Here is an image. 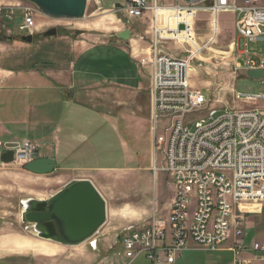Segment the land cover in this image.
<instances>
[{
	"label": "rangeland",
	"instance_id": "rangeland-1",
	"mask_svg": "<svg viewBox=\"0 0 264 264\" xmlns=\"http://www.w3.org/2000/svg\"><path fill=\"white\" fill-rule=\"evenodd\" d=\"M10 1L13 3L10 7L17 9L12 13L5 10L0 16V35L3 36L0 41L22 47L18 53L10 49L6 55L14 53L19 63L15 67L34 70L40 76L15 88L9 84L4 90L0 118L17 121L19 126L13 128V138L2 139L0 155L8 150L15 152L21 144L30 142L36 148L32 161L57 157L59 167L50 175L39 176L25 171L24 165L29 162L4 164L0 160L2 264H64L68 263L67 257L81 251L84 264H112L116 259L117 264H123V248L117 238L129 228L149 223L156 215L167 217L175 194L172 178L161 170L155 172V159L157 168H162L164 155L162 152L155 155L153 149L156 123L150 70L139 64L144 55L133 53L130 58L128 51L116 46L147 41V24L126 16L123 11L126 0H88L83 19H54L36 8L33 29L22 31L19 26L24 23L25 13L21 9L28 4ZM112 2L121 4L120 8ZM259 3L264 6V0ZM235 20L233 13L219 16L214 42H209L214 29L212 15L200 13L194 20L195 43L203 50L194 61L190 81L210 103L189 115L188 122L201 119L212 122L208 116L212 108L217 109L215 118L228 110L264 109V101L249 102L235 97L236 92L250 96L264 94V79L253 80L245 70L237 68L239 61L245 66L247 57L241 52L247 50L251 60L260 65L264 61V43L239 38ZM52 29L57 30V35L45 37ZM125 30L132 33L129 41L116 36ZM27 36H33L32 43L21 40ZM164 47L177 56L184 53L173 41ZM4 62L14 67V61ZM49 68L68 71V76L74 74L77 89L76 95L73 90V101L64 98L69 99L65 92L64 96L60 95L55 83L42 78V72ZM33 120L40 124L49 120L50 130L31 131L29 123ZM166 124L165 120L157 122L159 133ZM57 127L64 135L71 130L76 132L78 154L58 155L49 140L41 139L43 134ZM189 128L195 131V123ZM74 180L91 181L106 200L108 214L106 224L93 239L78 247H67L40 238L33 224L23 222L22 213L26 201L49 199ZM241 209L251 212L245 217L242 241L247 250L242 257L254 264L255 257L264 256L253 250L254 243L263 237V216L254 214L260 212L261 207L242 205ZM15 241L19 242L18 248H10L8 243ZM234 241L230 239L218 252L192 244L177 257L175 264H234L231 250ZM26 242L41 246L27 248ZM48 248L55 252L43 254ZM133 264L150 262L141 258Z\"/></svg>",
	"mask_w": 264,
	"mask_h": 264
},
{
	"label": "built area",
	"instance_id": "built-area-1",
	"mask_svg": "<svg viewBox=\"0 0 264 264\" xmlns=\"http://www.w3.org/2000/svg\"><path fill=\"white\" fill-rule=\"evenodd\" d=\"M259 1L180 0L173 7H163L158 0L151 3L127 0L123 6L128 18L149 22L147 33L151 44L139 64L150 70L156 123L153 149L155 155L157 152L164 155L162 168H157L155 159V172L167 173L175 190L167 217L156 215L149 223L129 228L121 236L125 264L141 258L152 264H175L177 257L192 244L218 252L232 238L234 264H252V260L242 257L247 250L242 241L245 217L251 214L242 210V205L261 207L254 214L263 216V237L254 243L253 250L264 254V109L228 110L215 118L217 109L212 108L208 111L212 122L205 119L188 122L189 115L206 108L210 101L190 81V71L203 47L195 46L194 38H180V34L194 29V20L200 13H210L214 29L209 42H214L219 16L233 13L239 38L264 43V6ZM14 8L0 7V16L5 10L12 13L17 9ZM21 10L25 19L19 28L33 29L36 7L28 4ZM165 13L170 14L163 26ZM171 41L178 44L182 55L165 49L164 45ZM241 54L247 61L244 67L238 62L239 70H264V61L257 65L248 50ZM181 82H189L190 91L181 90ZM235 97L249 102L264 101V94L250 96L236 92ZM161 120L167 124L159 133L157 122ZM193 123L195 131L189 128ZM35 151L32 143L24 142L15 151V161L31 162ZM256 261H264V256L255 257Z\"/></svg>",
	"mask_w": 264,
	"mask_h": 264
},
{
	"label": "water",
	"instance_id": "water-1",
	"mask_svg": "<svg viewBox=\"0 0 264 264\" xmlns=\"http://www.w3.org/2000/svg\"><path fill=\"white\" fill-rule=\"evenodd\" d=\"M34 5L44 15L54 19L85 17L88 0H16ZM119 8L120 5H117ZM57 35L52 29L45 37ZM123 41L131 39V31L117 33ZM3 36L0 35V40ZM23 42L32 43L33 36L22 37ZM247 76L253 80L264 79V70L251 69ZM73 96V90L70 91ZM4 164L15 162V152L8 150L0 155ZM53 158L37 159L24 165L25 171L34 175H50L56 170ZM107 203L89 180H74L46 200L31 199L22 213L24 223L33 224L40 238L53 243L78 247L93 239L107 222Z\"/></svg>",
	"mask_w": 264,
	"mask_h": 264
},
{
	"label": "crops",
	"instance_id": "crops-1",
	"mask_svg": "<svg viewBox=\"0 0 264 264\" xmlns=\"http://www.w3.org/2000/svg\"><path fill=\"white\" fill-rule=\"evenodd\" d=\"M100 1L103 2L102 0H100ZM149 1H150V3L152 2V0H149ZM158 2L163 7H173V6L177 5L178 3H180V0H158ZM12 4L13 3L10 0H0V7H10ZM112 5L115 6L116 8H118L117 5L121 6V4H119L118 2H115V3L112 2ZM168 16H169V14L163 15V20H162L163 26H165L166 19ZM143 22L145 24H147V29H148V25H149L148 20L145 19V20H143ZM148 31L149 30H147L146 33ZM147 38H148L147 41H141V42H138L136 45H134V44L131 45L133 49L129 48V47H131L130 45H127V46L116 45V46L124 49L125 51H128L130 58H132L131 54H133V53L135 55H139V56L144 55L145 56L148 53V49H149L150 44H151V39H150L149 35L147 36ZM19 48H22V47H16L15 44L2 43L0 41V99L2 98L4 90L7 89V85L12 84V86H14V88H15L17 84H20V83L22 84L25 81H29L30 78L35 79V78H38L40 76V75H37V72H35L34 70H23V69L15 67V65H18L19 63L16 62V61H18V59H16V57H15L16 55L14 53L10 54V55H6L10 51V49H16L17 53H18ZM10 53H12V52H10ZM4 60L14 61L15 62L14 67L10 68L9 65L4 62ZM72 73H74V71ZM67 74H69L68 71L67 72H65L64 70H58L57 71V70H53V69L49 68V69H45L42 72L41 76L43 79H46L47 82L55 83L56 89H58V91L60 92V95L64 96L65 93L69 94V99L64 96V98L66 100L73 101L74 98L72 99L73 96L70 95L71 94L70 91L74 90L75 91L74 93L76 95V89H77L76 88V82L74 80V74H71V76H68ZM7 121H3L0 118V143H3L2 139L5 137H7V138L12 137L13 138L14 137V134L12 132V131H14L13 128L18 129V126H19V122L17 123V121L16 122L13 120H10V122H7ZM50 124L51 123L49 120L45 121V123H42V124H40L36 120H33L32 123H29V129L31 131H35L36 133H39L41 128L49 131L51 128ZM35 132H33V133H35ZM37 136H38V134H37ZM77 137H78V135L76 134V132L74 130H71V132L69 134L64 135L61 132L60 128L57 127L55 130H53V132H50L47 135L43 134L41 139L49 140V142H51L52 145L54 146V148H52V149L56 148L58 155L60 153H67V152H69L71 154H78L79 151H78V146H77ZM55 160H56V164H57L56 168H57V167H59L58 158L55 157ZM100 234H101V232H100ZM117 242L120 243L119 237L117 238ZM1 243H3V242L1 241L0 244ZM18 243H19L18 241H15V243H10V244L8 243V245L10 248H18L17 247ZM26 244H27V248H34V249H37V248H39L38 246H41V245H37L36 243L28 244L26 242ZM27 248L23 249V250H27ZM52 252H55V251H51L48 248V252L43 253V254L50 255ZM122 258L124 259L123 264H125L126 260L123 256H122ZM67 259H69L68 263L65 262L64 264H84V255H83L82 251L74 253L73 256H69V257H67ZM3 260L4 259L2 257H0V264H2ZM49 261H50V259H49ZM262 262L263 261H256L254 264H257V263L264 264ZM117 263H118V259H116L115 261L112 262V264H117ZM52 264H56V263H52ZM150 264H152V263L150 262Z\"/></svg>",
	"mask_w": 264,
	"mask_h": 264
},
{
	"label": "bare ground",
	"instance_id": "bare-ground-1",
	"mask_svg": "<svg viewBox=\"0 0 264 264\" xmlns=\"http://www.w3.org/2000/svg\"><path fill=\"white\" fill-rule=\"evenodd\" d=\"M172 22H173V24L175 23L173 20H172ZM191 22V25H192V21H190ZM180 38H181V40H183V38H190V39H192V40H194L195 38H196V34H195V32H194V29L193 30H190L188 33H184V34H180ZM194 38V39H193ZM255 41H262V40H254V42ZM195 42V41H194ZM195 46H196V44H195ZM226 54V53H225ZM191 72V71H190ZM181 90H183V91H190V84H189V82H181ZM27 202L28 201H26L24 204H25V206H24V210H25V208H26V206H27ZM119 241H120V243H121V245H123L122 244V242H121V237H119ZM119 243V244H120Z\"/></svg>",
	"mask_w": 264,
	"mask_h": 264
}]
</instances>
